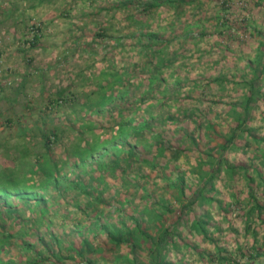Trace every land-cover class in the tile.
Segmentation results:
<instances>
[{"label":"rangeland","instance_id":"rangeland-1","mask_svg":"<svg viewBox=\"0 0 264 264\" xmlns=\"http://www.w3.org/2000/svg\"><path fill=\"white\" fill-rule=\"evenodd\" d=\"M151 2L0 0V37L21 27L33 71L0 102V264H264V221L247 214L249 189L264 204V0ZM250 91V136L221 151ZM189 201L208 235L180 223L159 262L151 241L110 239Z\"/></svg>","mask_w":264,"mask_h":264},{"label":"trees","instance_id":"trees-1","mask_svg":"<svg viewBox=\"0 0 264 264\" xmlns=\"http://www.w3.org/2000/svg\"><path fill=\"white\" fill-rule=\"evenodd\" d=\"M151 4L149 5H157L158 2H160L161 0H151ZM174 1V0H172ZM182 1V0H181ZM173 3V2H172ZM147 37H149V39L147 41H153V39H155V35L153 33H148ZM157 39V38H156ZM155 39V40H156ZM161 40L160 39H157L156 42H153L155 43V46L156 47V52L160 53L163 51L162 46L158 45V43L160 44ZM161 44H163V42H161ZM261 73L264 74V68L261 70ZM150 81L153 82L155 81V78H151L150 77ZM254 96V93L252 91H250L248 93V95L246 96L245 98V101H244V106H243V112L240 113V112H235L233 110V112L235 113L236 117H235V120H236V125L234 126V128L231 129V132L226 136L225 138V141L227 142L226 144H221L220 145V149L221 151H224L227 149V146L228 144H232L234 139L238 136H242L244 133L245 134H248L250 136V130L248 129H245L244 128V124L246 122V117H247V114H248V111H249V108H250V102H251V99L253 98ZM239 115H243L242 119H240V116ZM131 154L134 153V149H132V151L130 152ZM162 152L161 150L158 152L157 155H160ZM80 155V154H79ZM147 161V159H146ZM221 161H224V160H221ZM148 162V161H147ZM151 165H153L152 162H150ZM197 166V169L198 170H195L194 174H197L199 173L201 176L200 177H203L205 178V183L206 185H210L211 186V183L209 181H211L214 177H215V174L213 172H211L208 176L206 175L207 173H201V167H202V163L200 161L197 162L196 164ZM238 169V171H242L243 173L245 172L246 173V168L244 166H241V165H232L231 167H228L227 170H229V173H230V178L232 177V175L234 174L235 170ZM197 171V172H196ZM258 173V176L261 177L260 173ZM246 177V176H245ZM178 179H181L180 177ZM22 188H18V189H14L13 188V195L14 193L17 195V197L19 198H23L24 200H28V199H31L33 198L32 195H29L30 197H28V195L26 193H23L21 192ZM7 194H8V190L4 189V190H1L0 191V200H6V197H7ZM203 198V201H206V202H210L211 199L207 196L204 195L203 191H201V194H200ZM248 197L250 198V200L252 202L249 203V207H248V212L247 214H253L255 213L256 214V217L260 220V221H264V219L262 218V215L264 214V204H262L258 199L257 197L254 196L252 190L249 189V195ZM34 202H38L37 201H34ZM5 203L7 204V202L5 201ZM41 203V202H39ZM191 205H192V201H189V203L187 204H184L181 206L180 208V214L177 215L176 219L171 222L170 224H165L163 221H162V218H163V215L164 214H155L154 217H152V210L148 209L146 211H143L142 212L147 216V219H146V224L145 226L141 225V223L139 222H135V225L134 227H132L133 229L131 228H127L126 229V236H124L122 233H117V235H113V236H110V239L114 242V243H117V244H121V243H124V241L126 240H130L131 239V236L132 235H135V237H139V239L141 238H144L145 241H151L152 243H154V250L157 254V257L155 259L156 262H159L160 259H161V247L163 245H166L168 243L171 244V246H176V243H175V240H174V237H176V233L178 232V226L180 225V223L182 224H187L189 225L188 227V230L192 231V232H195L196 234H199V235H202L203 237H207L208 235V232H207V229H206V225L208 223V221L206 220L207 218V213L202 216V217H194L193 219H189V218H186V216L191 212L193 211L191 209ZM164 208V213H171L172 212V209L170 207H168L167 205L163 206ZM248 219L249 217L246 218L245 220V223H244V226H245V230L248 231L250 230V225H249V222H248ZM152 228V232H160V238H158L157 240L153 239L152 238V234L151 232L148 231V228ZM107 232H109V229L107 230ZM111 234H116V233H113L110 232ZM133 238V236H132ZM166 239L167 238V241L168 243H162V241L160 239ZM136 244L133 245V247H135ZM217 247V246H215ZM218 250H220L219 248H217ZM256 249V247L254 248ZM160 254V255H159ZM254 254L258 255L259 253L254 251ZM165 263V262H163ZM90 264V263H89ZM157 264H160V263H157Z\"/></svg>","mask_w":264,"mask_h":264},{"label":"crops","instance_id":"crops-1","mask_svg":"<svg viewBox=\"0 0 264 264\" xmlns=\"http://www.w3.org/2000/svg\"><path fill=\"white\" fill-rule=\"evenodd\" d=\"M9 28L10 30H12L10 32V35H6V38L5 36L0 37V91H2L0 92V102H3L5 100L2 93H5V90L7 88L8 90H10L11 86L7 87L9 85L8 83H11V85H13L11 77L21 78L18 82V85L12 89L13 93H17L19 92V90H22L21 86L24 85L25 78L30 77L31 73L33 72L30 69V66L26 64L28 58L23 57V54L21 53V43L16 38L17 33H19L18 30H21V27H18V25L16 24L12 26L11 24ZM1 35L2 29L0 27V36ZM4 80H7L8 82L4 84ZM7 98L9 100L13 99V97ZM1 114L2 112H0V130H2L4 127L1 125V123H3ZM0 133H2V131H0ZM14 133L16 135H14L13 140L17 141L19 132ZM5 139H7V137Z\"/></svg>","mask_w":264,"mask_h":264}]
</instances>
